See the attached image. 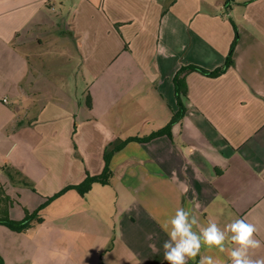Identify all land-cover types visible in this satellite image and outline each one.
Wrapping results in <instances>:
<instances>
[{"label":"crops","instance_id":"0c3cea01","mask_svg":"<svg viewBox=\"0 0 264 264\" xmlns=\"http://www.w3.org/2000/svg\"><path fill=\"white\" fill-rule=\"evenodd\" d=\"M237 34L223 75H184L187 112L171 136L127 144L109 185L66 192L42 224L0 225L4 264H167L161 225L196 204L202 226L246 217L264 244V0H0V183L18 221L99 175L112 142L166 128L179 108L176 74L223 67ZM61 42L73 49L63 55L76 63L74 101L55 96L34 64L54 70L42 50ZM5 167L21 175L12 181ZM200 255L230 264L215 248Z\"/></svg>","mask_w":264,"mask_h":264},{"label":"clouds","instance_id":"9594fccd","mask_svg":"<svg viewBox=\"0 0 264 264\" xmlns=\"http://www.w3.org/2000/svg\"><path fill=\"white\" fill-rule=\"evenodd\" d=\"M184 191L186 193L188 189ZM198 207L199 204H196L195 208ZM195 208L178 207L161 225L168 236L163 243V259L167 264H189L198 256V264H225L220 257L200 255L202 247L227 252L230 264H264V256L255 255L256 250L264 247V244L257 239L259 229L254 223L240 217L224 227L215 221L202 226ZM229 242L232 245L230 248L227 246ZM151 247L154 252L158 251L155 245Z\"/></svg>","mask_w":264,"mask_h":264},{"label":"trees","instance_id":"16d2710c","mask_svg":"<svg viewBox=\"0 0 264 264\" xmlns=\"http://www.w3.org/2000/svg\"><path fill=\"white\" fill-rule=\"evenodd\" d=\"M238 41H239V35L237 34L232 43L226 63L223 67L216 69L214 71H209L199 66L189 65L187 67L181 68V70L176 74L173 82L175 85V92H176V97H177L179 108L175 112L171 122L167 125L166 128L148 137H130L125 140H117L115 142H112L111 144L108 145L105 151V155H104L105 166H104L103 171L99 175L92 176L88 174L86 179L81 184L70 185V186L65 187L62 191H60L53 197L49 198V200L44 205H42L38 210L34 212H30L26 210V216L24 220L17 221V220H13L10 218L8 210H9V207L11 206V198L7 196L3 185L0 183V225L7 227L13 232L24 233L28 231L29 229L35 227V225L42 224L44 222V218L40 214L41 211L44 208H46L51 202H53L60 196L64 195L66 192L70 190H75L81 196H85L92 190L94 184H101L103 186L109 185L110 180L113 177V172L110 168V163H111L113 156L117 152L122 150L127 144L131 142L144 143V142L151 141L152 139L159 137V136H163V135L171 136V130H172L173 125L179 123L184 118L187 112V108L184 105L183 97L188 95V84L185 78L186 74L189 72H198L204 76L211 77V78H217L223 75L229 68H231L234 65L233 55H234L236 46L238 44ZM91 101L92 99L88 95L87 103L89 104L90 107H91ZM4 170L12 181H15L16 175L18 177L21 175L19 171H17L16 169L12 167H5ZM14 172L15 174H12ZM19 183L32 188V184L27 183L22 177ZM0 264H4V259L1 257V255H0Z\"/></svg>","mask_w":264,"mask_h":264},{"label":"rangeland","instance_id":"374dc122","mask_svg":"<svg viewBox=\"0 0 264 264\" xmlns=\"http://www.w3.org/2000/svg\"><path fill=\"white\" fill-rule=\"evenodd\" d=\"M62 44H63L62 42L59 45L53 44L49 48H44L42 50L43 54H46V57H48V55L51 57L50 64L53 62L56 63L55 64L56 67L54 70H49L48 66L44 67L43 65L38 63L39 59L36 57L34 58V64H35L36 70L38 72H40V76H41L42 81L43 80L50 81L51 86L55 85L54 89H51V86L49 87L50 90H53V92L55 91V93H54L55 96L65 94V96L67 98L72 96L71 97L73 99L72 101H74L75 99H77L76 97H79V95L77 94V91H75V88H76L75 82L77 79V75L73 73V71L76 70V63H73V65L67 63V60H69V59H67L63 55V51H66L68 54L69 52H72L71 50H73V49L66 47V46H63ZM73 61L76 62V60H73ZM71 62H72V60H71ZM79 76H80V74H79ZM52 83H55V84H52ZM58 84L62 85V86H60V87H62V90ZM64 84L67 86H63ZM65 88H67V89L64 90ZM57 89H59V90H57ZM27 204L29 205L30 203L27 202ZM21 212H22V210H21ZM12 213H13V216L17 215L16 210L12 211ZM47 213L48 212H42L41 215L45 217ZM38 225H35V226H38Z\"/></svg>","mask_w":264,"mask_h":264},{"label":"built area","instance_id":"2783aa9c","mask_svg":"<svg viewBox=\"0 0 264 264\" xmlns=\"http://www.w3.org/2000/svg\"><path fill=\"white\" fill-rule=\"evenodd\" d=\"M4 102L7 103L8 102L7 99H5Z\"/></svg>","mask_w":264,"mask_h":264}]
</instances>
